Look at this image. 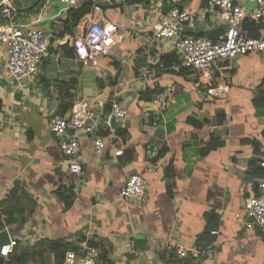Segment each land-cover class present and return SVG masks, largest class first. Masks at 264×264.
Here are the masks:
<instances>
[{"label": "crops", "instance_id": "obj_1", "mask_svg": "<svg viewBox=\"0 0 264 264\" xmlns=\"http://www.w3.org/2000/svg\"><path fill=\"white\" fill-rule=\"evenodd\" d=\"M5 1L12 6L5 22L50 36L39 71L21 80L9 71L8 46L0 40V208L19 185L27 219L5 227L19 245L49 239L98 253L104 246L115 264H264V230L246 228L235 217L263 178L250 163L264 168V105L255 104L264 90V51L239 56L228 79L216 71L213 82H226L229 89L212 96L175 38L153 39L168 0H81L72 7L61 0L0 3ZM235 1L246 9L255 6ZM86 3H93L92 11L73 26L74 10ZM180 4L191 16L180 34L216 39L226 32L208 0ZM93 20L119 27L112 53L96 67L78 60L72 46ZM66 83L72 97H66ZM172 86L162 109L156 94ZM80 99L103 100L105 108L120 102L128 116L102 133L106 147L100 154L90 136L66 131V138L80 140L76 174L49 121L54 114L70 117ZM218 142L223 143L208 147ZM118 150L123 154L116 155ZM133 173L146 180L140 201L121 197ZM60 190L71 198L69 207ZM212 213L219 218L214 259L204 253L176 258L177 246L200 250L197 238ZM29 264H55L54 255Z\"/></svg>", "mask_w": 264, "mask_h": 264}, {"label": "built area", "instance_id": "obj_2", "mask_svg": "<svg viewBox=\"0 0 264 264\" xmlns=\"http://www.w3.org/2000/svg\"><path fill=\"white\" fill-rule=\"evenodd\" d=\"M61 1L72 7L81 0ZM250 1L255 4L252 9H246L235 0H208L212 8L219 10L222 20L227 24L226 32L213 39L200 35L180 34L182 24L190 21L191 16L181 7V0H168L170 8L161 16L153 32V39L165 41L175 38L177 45L185 53L186 64L209 84L208 94L221 96L228 92L229 85L226 82H213L216 71L221 73L222 78L228 79L239 56L264 51V33L252 36L244 31L246 20L257 25L264 24V0ZM95 9L99 10L100 7L96 6ZM11 15L12 6L9 2L0 3V40L8 46L9 71L15 79L21 80L39 71L42 60L49 53L50 36L43 29L24 30L17 24L3 20L10 19ZM118 32L119 27L115 24H104L99 20L90 21L84 32L74 37L72 41L77 59L86 66L96 67L103 57L112 53L117 43ZM173 90L172 86L156 94L162 109L166 108ZM105 107L106 103L100 99L94 102L80 99L73 104L70 117L54 114L50 118V132L59 138L61 151L69 159L70 170L73 173L81 172V165L77 160L80 140L77 135L66 138V131L73 129L90 136L95 152L100 154L106 147L102 133L112 130L117 120L128 116L127 109L120 102L113 101L109 108ZM123 152L118 150L115 154L122 155ZM145 189L146 180L141 175L133 173L128 176L121 197L140 201L145 195ZM257 189V194L246 200L244 213H236L235 217L241 219L246 228L258 227L264 230V178L258 181ZM212 233L217 235L219 230H214ZM17 243L18 241L11 236L10 243L5 245L1 252L4 259L14 252ZM200 253H204L207 259L212 260L216 248L211 244L201 252V250L190 251L183 246H177L174 255L183 261ZM98 254L96 248L89 246L81 247L79 250L71 249L65 254V263L97 264ZM166 264L173 262L169 261Z\"/></svg>", "mask_w": 264, "mask_h": 264}, {"label": "trees", "instance_id": "obj_3", "mask_svg": "<svg viewBox=\"0 0 264 264\" xmlns=\"http://www.w3.org/2000/svg\"><path fill=\"white\" fill-rule=\"evenodd\" d=\"M93 3L83 4L80 8H77L73 12V26H77L82 16L89 13L93 9ZM264 28V24H255L250 20H246L244 23V31L247 35L256 36L259 35L260 29ZM66 97H72L70 93V84H65ZM256 105H264V90L261 91L260 96L255 100ZM68 106H72V103H68ZM222 122V120L220 121ZM216 141V140H214ZM255 142V140L253 141ZM223 142H218L215 145L210 144L208 147L214 148L217 145H221ZM256 143V142H255ZM208 148V149H209ZM207 151V150H205ZM251 168H254V174L264 178V168L257 166V161L253 160L250 163ZM60 196L65 200L67 207L71 204V198L66 197L63 191H59ZM25 194L20 191L19 185H16L6 196L2 202L0 208V230L6 226L13 225L15 223L23 224L26 221V205ZM208 225L204 232L197 238V244L201 251L213 244L217 239V236L212 231L217 230L219 226V218L216 214H209ZM79 250L80 248L71 243H65L61 241H51L49 239H41L36 245L30 247H21L19 243L15 246L14 252L10 256L4 259L0 264H29L30 261L44 262L45 255L52 252L54 255L55 264H66L65 254L68 250ZM97 264H115L109 257V252L104 246L100 247L97 258Z\"/></svg>", "mask_w": 264, "mask_h": 264}, {"label": "water", "instance_id": "obj_4", "mask_svg": "<svg viewBox=\"0 0 264 264\" xmlns=\"http://www.w3.org/2000/svg\"><path fill=\"white\" fill-rule=\"evenodd\" d=\"M10 240H11V235L9 233V230L7 228L0 230V262L4 260V257L1 254L3 247L9 244Z\"/></svg>", "mask_w": 264, "mask_h": 264}]
</instances>
